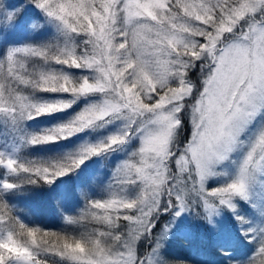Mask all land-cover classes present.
Returning <instances> with one entry per match:
<instances>
[{
	"label": "snow or ice",
	"instance_id": "6c2138e0",
	"mask_svg": "<svg viewBox=\"0 0 264 264\" xmlns=\"http://www.w3.org/2000/svg\"><path fill=\"white\" fill-rule=\"evenodd\" d=\"M25 3L52 32L0 48V264H177L166 244L197 206L246 226L255 251L229 264H264V0ZM21 8L0 0L9 21ZM56 113L68 118L28 127ZM62 141L56 155L24 154ZM93 158L76 188L84 206L61 209L60 230L30 226L6 199Z\"/></svg>",
	"mask_w": 264,
	"mask_h": 264
},
{
	"label": "rangeland",
	"instance_id": "374dc122",
	"mask_svg": "<svg viewBox=\"0 0 264 264\" xmlns=\"http://www.w3.org/2000/svg\"><path fill=\"white\" fill-rule=\"evenodd\" d=\"M3 2L10 10L21 8V6L25 3L24 1L14 3V0H3ZM22 8L21 12L23 15H25V17L24 23L21 24L20 22L21 27L18 26L21 14H18L14 20L9 21L5 19V14L0 13V37H5L4 40L0 41V48L29 40H39L51 34V26L45 25V18L41 10L37 9L35 5L32 4H27L26 10H23ZM35 23H39L43 25V27L34 29L33 24ZM71 70L77 74H79L81 71L78 69ZM43 95L53 96L55 94ZM69 114H71V112H69ZM67 118V115L60 113L55 115H45L37 117L35 120L28 121V127L31 130L40 131L43 128L56 124L61 119ZM118 123L119 122H117L116 125L110 126V128L114 130L116 127H118ZM72 140L79 143V140H77L76 137H73ZM65 143L66 142L62 141L53 145L29 146L24 150V154L29 157H47L56 155L57 153L65 150ZM0 146H3L2 140H0ZM123 156V153H117L114 154L113 157H110L109 165L105 169L109 175L111 174V168L114 167L115 162H117L118 159H122ZM99 163V160L93 158V162L88 164L87 169H85L83 172L78 170L76 173H73V176L70 179H67L63 185L53 189L52 192L48 194L49 197L48 195H43L44 197L35 195V192L30 185H24L23 187L28 189L26 193H21L16 196H12L9 193L6 194V199H8L10 204L16 205L18 208L16 214L28 224L34 223L35 225H42L43 228L46 229L60 230L61 228L65 227L60 210L63 209V212L66 214H76L78 210L84 206V200L79 196V193L76 190L77 185L80 183L85 174L89 170L95 169ZM4 172L5 170L0 168V176H2ZM65 192H70L71 195L64 197ZM93 195L98 196L100 193L98 191H93ZM58 200L59 204L57 203ZM242 214H244V211H241V215ZM192 216L193 213L189 212L182 214L181 217L176 219L168 243L166 244L165 252L169 245L176 243V240L180 237V233H178L179 231L188 229L190 237L195 235V231L193 230L196 229V226L191 228L187 225V223L191 222ZM167 219H169V217L166 218V221ZM166 221L164 220V222ZM212 224L220 232L229 229V217L227 211L225 210L221 212L220 215L214 217V222ZM249 244L251 243L249 242ZM229 252L230 251H227V253Z\"/></svg>",
	"mask_w": 264,
	"mask_h": 264
},
{
	"label": "trees",
	"instance_id": "16d2710c",
	"mask_svg": "<svg viewBox=\"0 0 264 264\" xmlns=\"http://www.w3.org/2000/svg\"><path fill=\"white\" fill-rule=\"evenodd\" d=\"M14 1V3L21 1L25 2V0ZM23 5L22 9L26 10L27 4L24 3ZM19 14H21V16L19 18L18 26L21 27V24L24 23L25 15H23L21 11ZM69 112H71V110H69ZM72 176L73 174L66 177H60L52 185L40 183L30 186L33 188L35 195L44 197L43 195H48L53 189L63 185L66 180L70 179ZM241 208V211H244V214L242 215H251L247 206L243 203ZM199 211L200 209L198 206L194 208V210L191 211L193 213L191 222L187 223L191 228L196 226V229L193 230L195 231V235L190 237L188 229L179 231L178 233H180V237L176 240V243L169 245L168 249H166L165 255L169 259L176 261L177 264H179V262H183V264H229L230 259L245 260L252 255L255 251L256 245L253 242H250L251 244H249V241L245 239L242 227L246 226H242L235 216L232 215V212L226 210L229 217V229L220 232L212 223L199 217L196 214ZM166 218L167 215H165L162 222H164V220L166 221ZM29 225L43 227L42 225H35L34 223ZM227 251L230 252L227 253Z\"/></svg>",
	"mask_w": 264,
	"mask_h": 264
}]
</instances>
